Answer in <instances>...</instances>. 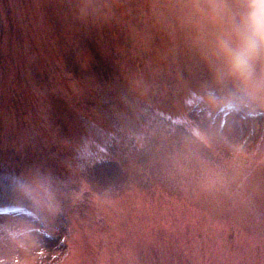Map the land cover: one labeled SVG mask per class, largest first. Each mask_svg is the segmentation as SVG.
Wrapping results in <instances>:
<instances>
[{
	"label": "rangeland",
	"instance_id": "obj_1",
	"mask_svg": "<svg viewBox=\"0 0 264 264\" xmlns=\"http://www.w3.org/2000/svg\"><path fill=\"white\" fill-rule=\"evenodd\" d=\"M169 2L0 0V207L28 214L0 224L36 226L0 230V264H264V109ZM36 166L65 194L54 218L15 192Z\"/></svg>",
	"mask_w": 264,
	"mask_h": 264
},
{
	"label": "clouds",
	"instance_id": "obj_2",
	"mask_svg": "<svg viewBox=\"0 0 264 264\" xmlns=\"http://www.w3.org/2000/svg\"><path fill=\"white\" fill-rule=\"evenodd\" d=\"M168 6L216 82H231L253 105L264 109V0H170ZM197 178L202 184L222 179L204 162H200ZM13 185L20 197L32 201L48 217L61 212L65 194L56 177L45 169L33 167L13 178ZM86 190L82 182L80 191L66 195L75 202ZM35 228L25 220L0 224V230L13 240L29 235Z\"/></svg>",
	"mask_w": 264,
	"mask_h": 264
}]
</instances>
